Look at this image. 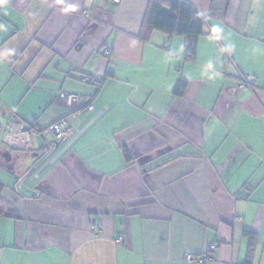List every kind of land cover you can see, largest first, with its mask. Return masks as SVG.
I'll list each match as a JSON object with an SVG mask.
<instances>
[{"label": "crops", "instance_id": "0c3cea01", "mask_svg": "<svg viewBox=\"0 0 264 264\" xmlns=\"http://www.w3.org/2000/svg\"><path fill=\"white\" fill-rule=\"evenodd\" d=\"M189 1L193 59L142 31L149 0H0V264H243L245 231L264 264V0ZM88 105L45 160L42 130Z\"/></svg>", "mask_w": 264, "mask_h": 264}, {"label": "trees", "instance_id": "16d2710c", "mask_svg": "<svg viewBox=\"0 0 264 264\" xmlns=\"http://www.w3.org/2000/svg\"><path fill=\"white\" fill-rule=\"evenodd\" d=\"M151 29L161 30L169 37L184 36L186 38L184 57L185 59H193L196 51V38L204 30V19L189 0H149L142 31ZM183 84L184 81L179 80L177 88L182 87ZM77 109H84V107ZM74 110L76 109L71 111ZM245 234L249 243L243 264H251L255 234L248 231H245Z\"/></svg>", "mask_w": 264, "mask_h": 264}, {"label": "built area", "instance_id": "2783aa9c", "mask_svg": "<svg viewBox=\"0 0 264 264\" xmlns=\"http://www.w3.org/2000/svg\"><path fill=\"white\" fill-rule=\"evenodd\" d=\"M120 0H113V2L118 3ZM229 62V61H228ZM81 80L84 82H89L91 78L89 76L83 75L81 77ZM256 77L250 74L245 75H238L237 76V88L238 89H253L256 87ZM61 98L63 102L66 105H72L74 103H77L81 100L80 94L75 93H68L63 92L61 93ZM92 106L88 105L85 109H76L74 111H71L67 116L51 123L48 127L42 130L41 134L44 136L46 143H47V149L45 152V160H48L50 157V162L57 158L62 152H64L71 143L82 133L83 130L77 129L75 127V121L78 116L82 115L85 110L91 109ZM13 129H15L17 132H19L22 128H17V126L14 125ZM42 166L43 169V161H38L29 171V173H35L36 176L40 174L42 169L40 168ZM24 178L21 177L18 179L16 183V190L19 192ZM34 196H37V193L34 194ZM100 231L99 227L95 228V233L98 234ZM123 241V236L119 235L117 238V242L121 243ZM209 250L213 251L215 249L214 244L209 245ZM209 259V256H201L197 257L194 255H186L185 261L189 264L193 262H205Z\"/></svg>", "mask_w": 264, "mask_h": 264}]
</instances>
